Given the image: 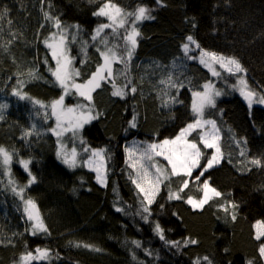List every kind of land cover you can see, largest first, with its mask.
<instances>
[{"label":"trees","instance_id":"16d2710c","mask_svg":"<svg viewBox=\"0 0 264 264\" xmlns=\"http://www.w3.org/2000/svg\"><path fill=\"white\" fill-rule=\"evenodd\" d=\"M104 2L0 0V12L8 10L0 20V105H6L0 108V147L12 156L11 169L0 157V264H24L21 257L37 255V248L47 249L49 258L26 264H206L204 257L212 264H264L259 254L264 239L256 238L258 223H264V167L251 163L264 162V104L249 107L234 89L236 76L220 67L224 71L215 77L199 60L201 51L236 58L251 88L264 94V0H111L127 12L146 7L152 17L135 21L140 35L127 64L125 28L96 35L100 24L110 23L94 15ZM45 13L58 17L61 28ZM133 20L128 18L129 31ZM53 34L57 40L64 36L81 83L103 64L101 52L111 49L117 56L112 77L93 92L97 117L81 132L75 167L61 156L62 147L75 146L70 135L59 139L51 132V104L63 95L53 75L56 60L44 43H52ZM188 36L200 47L190 44L186 53ZM208 83L220 95L215 107L205 109L204 119L216 122L222 161L196 179L213 149L205 148L201 132L194 131L191 139L204 153L200 168L191 177L181 174L161 184L144 213L125 145L174 139L198 119L192 110L193 92L203 91ZM113 84L126 95L113 96ZM100 149L105 150L106 186L86 167L92 151ZM22 159L31 160V174L21 167ZM185 179L188 187L179 191ZM206 180L221 195L194 208L187 199H202ZM169 185L180 199L168 198ZM21 189L24 199L17 194ZM29 198L47 233L32 234L33 221L24 211Z\"/></svg>","mask_w":264,"mask_h":264},{"label":"snow or ice","instance_id":"6c2138e0","mask_svg":"<svg viewBox=\"0 0 264 264\" xmlns=\"http://www.w3.org/2000/svg\"><path fill=\"white\" fill-rule=\"evenodd\" d=\"M7 9H4L0 12V20H3L7 15ZM94 15L99 17H106L110 23H102L96 28V35L99 36L104 29L107 28H125L126 35L124 36L125 40V52H126V60L130 61L133 53L137 47V37L140 35L138 32L135 21H141L144 19H151V15L149 9L146 7H138L134 12H127L124 9L120 8L117 4L112 3L111 0H106L99 7V9L94 13ZM46 19L53 20L54 26L57 29L61 28V22L58 17H52L48 13H45ZM133 17V23L131 25V30L129 31L126 28V24L128 22V18ZM11 23V21H9ZM78 27V26H76ZM52 40H55V34L51 37ZM64 36L61 35L60 40L57 43H49L48 40H45L44 43L46 46L52 50V57L56 59V68L53 71V75L56 78V82H58L59 86L64 89V95L59 99L55 100L51 104L52 115L56 118V127L52 128L51 131L57 136L61 135L65 131H72L74 134L77 129L82 128L84 124L90 123L92 119L96 117L92 115V110L89 108L87 111H77V108L74 107H65L64 106V96L69 94V89L74 88L76 93L79 96L83 97L85 100L91 102L92 101V93L101 87V81L112 77V63L117 59L116 53L111 49H108L105 52H101L100 55L103 57V64L100 65L96 72L92 74V76L83 84L76 83L74 77L80 75L78 70H74L71 68L72 60L69 59L67 52L63 48L64 44ZM95 39V37H93ZM104 39V38H102ZM188 43L183 45L184 51L187 53L189 51L190 44H196L193 40L192 36L187 37ZM106 44V40H104ZM11 43V41H9ZM196 47L199 48V44H196ZM208 58V59H205ZM189 59H197V57H189ZM200 63L205 64L206 66L211 67L212 62H216L220 64L221 67H227V70L232 73H244L246 69L241 65V63L234 57H225L219 55L215 52H206L201 51L199 57ZM105 73L107 75H105ZM30 76L35 77L34 72H29ZM213 75H219L216 71L213 70ZM170 79V78H169ZM164 83V81H161ZM240 84L242 87L240 88V93L247 101L249 107L253 105V103H261L264 104V94L257 93L256 91L249 89L247 82L241 78ZM175 87V84H172ZM127 86H125L126 88ZM114 91L112 92L113 96L124 97L126 95L124 88H116L115 84H113ZM203 92H193V102H192V110L198 116V119L195 120L194 123H189L185 128H183L179 135L175 137V139H164L160 143H151L148 144L143 152L141 153L140 160L144 161V163L140 164L139 171H137L136 176L137 179L133 180V183L136 184L137 189H139L140 193L143 194V199L141 201L142 205H145L142 209L144 213L149 212V208L147 205H151L155 196L160 191V185L165 181H170L173 176H180L183 174L185 177H191L192 172L196 168H200V159L204 155L201 152L200 147L195 142H190L187 137L191 134L192 131H195L197 128H202L205 125H211V132H206L202 135H199V139L203 142V146L208 149H215V153L206 161V167L199 173L196 177L198 180L200 176L204 174V172L208 171V169L212 168L214 165L221 162L223 158V154L221 152V148L219 145L220 135L219 129L216 126V122L214 120H205L204 112L206 108L215 107V97L220 95L218 90H215L214 87L208 83L203 86ZM247 89V90H246ZM137 89L135 87L131 88V92L135 93ZM14 95L20 96L21 99H29V97L21 96L19 91H14ZM39 103V102H37ZM6 105H0V108H4ZM78 108H85L87 106L78 105ZM132 127H135V123H132ZM59 130V131H58ZM31 133H26V135H30ZM88 151V149H85ZM130 154L132 149H126ZM104 152L105 150H93L92 156L98 157L99 166L94 170L97 172V181L102 185L106 186L107 174L106 169L104 168ZM241 155H244V152L241 151ZM162 156L167 163L171 166L170 170L167 168H162L159 166V163L155 161L154 157ZM0 157L3 158V164L9 165L12 159L10 153H8L4 148L0 147ZM64 162L68 164L70 167L76 166V152L75 149L72 150L71 158H65ZM24 168L28 169L29 161L21 162ZM87 163L91 166L93 164V160L89 159ZM253 165L264 167V162L261 159H253L251 161ZM154 169V172L150 171ZM35 181V177L33 176L29 183ZM10 184H15L14 180H9ZM188 187V180L185 179L183 181L182 187L179 191H183L184 188ZM204 195L200 200H194L191 197L187 199V203L191 204L194 208H200L205 203H207L209 197V193H212L215 196H220L221 193L218 192L215 188H210L207 180L203 183ZM13 192H16V188H12ZM23 197V189H21L20 193H17ZM169 199H180V195L178 192H172L169 185ZM25 208L24 211L27 213V218L30 221H33L31 228L32 234L36 235L39 232L47 233L48 229L44 225L42 219L40 218L38 212L35 211L36 205L29 198L24 200ZM235 209L237 206L235 204L232 205ZM121 209H118V211ZM227 210V209H225ZM232 219H236V215L233 212ZM257 239H260L261 235H264V223H259L257 225ZM156 231L159 233L160 238L164 239V233L161 229L160 225H156ZM177 246L179 242H174ZM191 243L195 244L196 241H191ZM139 246V245H137ZM88 247V245H85ZM99 251V249H96ZM37 255H33L31 252H28L25 256L21 257V261L26 264L28 261L37 260V259H47L49 258V251L47 249H36ZM259 254L261 257H264V245L259 248ZM203 261L206 264H212V261L208 257H204ZM197 264H200V261H197ZM251 264V262H249Z\"/></svg>","mask_w":264,"mask_h":264},{"label":"rangeland","instance_id":"374dc122","mask_svg":"<svg viewBox=\"0 0 264 264\" xmlns=\"http://www.w3.org/2000/svg\"><path fill=\"white\" fill-rule=\"evenodd\" d=\"M115 27V26H114ZM59 40H57V39H55V40H53V42L52 43H57ZM63 48H64V50L67 52V55H68V57H69V59H71L72 60V64H71V68L72 69H74V70H78L79 71V69L78 68H75L74 67V64H73V58H72V56H71V53H70V49H69V47L66 45V44H63ZM200 57V56H199ZM205 59H208V58H205ZM56 60V59H55ZM202 64V63H201ZM206 69H208V70H210L212 73H213V70L214 71H216L217 73H220V74H222V72L224 71L223 69H226L227 70V67H222L223 69H221L220 67V64H218V63H216V62H212L211 63V67H209V66H206L205 64H202ZM228 71V70H227ZM229 72V71H228ZM79 73H80V75L79 76H77V77H74V79H75V82L76 83H81L80 81H79V78L81 77V72L79 71ZM231 74H233L234 76H236L235 78H236V84L234 85V89L236 90V92L240 95V96H242L241 95V93H240V88L242 87V85L240 84V80H241V78L242 79H244L246 82H247V85H248V88L249 89H252L251 88V85L249 84V81H248V78H247V76H246V72H244V73H235V72H232ZM215 77H218V75H214ZM58 83V82H57ZM85 83V82H84ZM81 84H83V83H81ZM213 87H214V85L212 84V83H210ZM59 85V84H58ZM62 90H63V95H64V89L62 88ZM247 90V89H246ZM252 90H254V91H256L257 93H260L261 94V92L259 91V90H257V89H252ZM203 91H204V88H203ZM203 91H200V92H203ZM62 95V96H63ZM92 95H93V93H92ZM243 97V96H242ZM79 98H83V97H81V96H79V94L78 93H76V91H75V89L74 88H71L70 87V89H69V94L68 95H66V96H64V106L65 107H74V108H77V111L79 112V111H81V110H83V111H87L89 108L92 110V115L93 116H95V117H97V115H95V113H94V110H93V106H92V101L91 102H89V101H87V100H85L84 98V100L85 101H83V102H80V103H75V102H73V100H75V101H77V99H79ZM193 99H194V97H193ZM69 100H72V102L73 103H70L69 102ZM215 102H216V100H215ZM78 105H81V106H87V107H85V108H83V109H81V108H78L77 106ZM53 120H54V123H53V125H52V127H51V129L52 128H55L56 127V118H55V116L53 117ZM92 121H94V119H92L91 120V122L90 123H92ZM90 123H86V124H84L83 125V127L82 128H79V129H77L76 130V132H75V134L72 132V131H65V132H63L61 135H59V139H62L65 135H67V134H69L70 136H69V138H70V141L72 142V143H74V145L75 146H66L65 148L64 147H62V153H61V156H62V161L64 162V160H65V158H71V156H72V149H75V152H76V149H77V144H81L82 143V138H81V132H82V130L87 126V125H89ZM197 130H199L200 132H201V134L200 135H202V134H204V133H206V132H211V125H205L204 127H202V128H197L195 131H197ZM59 131V130H58ZM52 132V131H51ZM53 133V132H52ZM194 133V131H192L191 132V134L187 137V139L190 141V142H194L192 139H191V135ZM220 135V134H219ZM55 136H57L56 134H55ZM58 137V136H57ZM175 139V138H174ZM202 142V141H201ZM67 143H69L68 141H65L64 140V142H63V144L64 145H66ZM70 144V143H69ZM202 144H203V142H202ZM147 146V144H143V143H140V142H138L137 140H134V141H131V142H129V143H127L126 145H125V153H126V157H127V162H128V165L131 167V168H133V170L135 171V179H137V176H136V173H137V171H139V167H140V164L141 163H144V161H142V160H140V156H141V153L143 152V150H144V148ZM69 148V149H68ZM126 149H132V152H131V154L128 152V151H126ZM215 153V149H213V154ZM212 154V155H213ZM211 155V156H212ZM2 158V157H1ZM89 159H92L93 160V164L90 166L88 163H87V161L89 160ZM89 159L86 161V167L89 169V170H91V171H93L95 174H96V176H97V172L94 170L96 167H98L99 166V164H98V161H99V158L98 157H93L92 156V153H91V156L89 157ZM154 159H155V161H157L158 163H159V166H161L162 168H167L168 166L171 168V166L167 163V161L162 157V156H156V157H154ZM2 160H3V158H2ZM22 161H29L30 163H31V160H26V159H22L21 160V162ZM200 161H201V159H200ZM221 161H222V159H221ZM30 163L28 164V169L26 170L25 168H24V166H23V164L21 163V167H23V169L27 172V173H30L31 174V172H30ZM221 163V162H220ZM220 163H218V164H216V165H214L213 167H215V166H217V165H219ZM68 165V164H67ZM76 165H78V160H77V156H76ZM9 169H11V167H12V160L10 161V164L9 165H6ZM204 167H206V165L204 166ZM212 167V168H213ZM104 168L106 169V162H105V157H104ZM211 169V168H210ZM150 171H152V172H154V169H151ZM32 176V175H31ZM99 183V182H98ZM99 184H101V183H99ZM106 184H107V180H106ZM209 184V183H208ZM102 185V184H101ZM103 186H105V185H103ZM209 186H210V188H212L211 187V185L209 184ZM157 196V195H156ZM155 196V197H156ZM215 195H213L212 193H209V199H208V201L212 198V197H214ZM198 201V200H197ZM207 201V202H208ZM206 204V203H205ZM204 204V205H205ZM203 205V206H204ZM202 206V207H203ZM202 207H200V208H202ZM200 208H197V209H200ZM17 211L19 212V210H18V208H17ZM259 224V223H258ZM256 230H257V232H258V228H256ZM256 236H257V233H256ZM260 239H264V235H261V237H260ZM263 259H264V257H263Z\"/></svg>","mask_w":264,"mask_h":264}]
</instances>
